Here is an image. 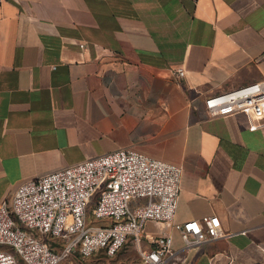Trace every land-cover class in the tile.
<instances>
[{
	"label": "crops",
	"instance_id": "crops-1",
	"mask_svg": "<svg viewBox=\"0 0 264 264\" xmlns=\"http://www.w3.org/2000/svg\"><path fill=\"white\" fill-rule=\"evenodd\" d=\"M263 52L264 0H2L0 203L131 148L180 167L174 222L214 215L231 233L181 250L171 226L146 222L144 236L171 237L168 264H264V127L203 107L264 84Z\"/></svg>",
	"mask_w": 264,
	"mask_h": 264
},
{
	"label": "built area",
	"instance_id": "built-area-1",
	"mask_svg": "<svg viewBox=\"0 0 264 264\" xmlns=\"http://www.w3.org/2000/svg\"><path fill=\"white\" fill-rule=\"evenodd\" d=\"M172 75L181 78L183 70ZM203 107L210 115L242 113L250 131L264 127V84L208 96ZM180 176L176 164L119 148L24 180L0 203V264H59L98 250L113 256L126 243L136 249V264H168L177 254L171 237L144 236L146 222L171 226L181 250L230 236L214 215L173 221Z\"/></svg>",
	"mask_w": 264,
	"mask_h": 264
},
{
	"label": "rangeland",
	"instance_id": "rangeland-1",
	"mask_svg": "<svg viewBox=\"0 0 264 264\" xmlns=\"http://www.w3.org/2000/svg\"><path fill=\"white\" fill-rule=\"evenodd\" d=\"M88 220L92 221L90 216H88ZM145 247L146 244H142V248ZM124 262L132 264H136L138 262L136 249L129 243H126L113 256H106L103 251L98 250L96 253L86 258H80L76 254H71L64 258L59 264H123ZM18 263L22 264L19 260Z\"/></svg>",
	"mask_w": 264,
	"mask_h": 264
},
{
	"label": "trees",
	"instance_id": "trees-1",
	"mask_svg": "<svg viewBox=\"0 0 264 264\" xmlns=\"http://www.w3.org/2000/svg\"><path fill=\"white\" fill-rule=\"evenodd\" d=\"M124 245H125V244H124ZM124 245H123V246H124ZM123 246H122V247H123ZM116 253H117V252H116ZM124 264H127V262H124Z\"/></svg>",
	"mask_w": 264,
	"mask_h": 264
}]
</instances>
